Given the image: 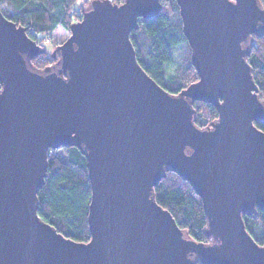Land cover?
I'll return each mask as SVG.
<instances>
[{"label":"water","instance_id":"obj_1","mask_svg":"<svg viewBox=\"0 0 264 264\" xmlns=\"http://www.w3.org/2000/svg\"><path fill=\"white\" fill-rule=\"evenodd\" d=\"M198 79L168 92L138 63L130 33L159 0H90L54 66L0 10V264H264L243 214L264 210V101L246 60L264 34L258 0H175ZM194 101L218 116L194 121ZM76 146L90 183L86 242L37 212L49 149ZM165 170L200 197L210 242L196 241L151 192Z\"/></svg>","mask_w":264,"mask_h":264},{"label":"trees","instance_id":"obj_2","mask_svg":"<svg viewBox=\"0 0 264 264\" xmlns=\"http://www.w3.org/2000/svg\"><path fill=\"white\" fill-rule=\"evenodd\" d=\"M121 3L123 0H111ZM161 9L156 15L138 19V27L130 33L138 63L146 73L168 92L178 94L198 79L190 61V47L182 32L179 7L175 0H159ZM264 8V0H258ZM90 0H0V10L16 25L26 27L27 35L34 39L42 51L31 58L30 66L42 70L54 66L59 60L56 46L70 34V25L79 20ZM54 44L47 49L45 43ZM246 60L264 101V34H252L247 43ZM175 53L178 62L169 68ZM194 121L205 127L217 116L215 107L207 102L194 101ZM264 131V118L254 121ZM152 196L167 209L177 225L196 241L209 243L202 201L193 187L180 174L165 170L153 186ZM90 183L85 155L74 145L49 149L44 183L38 189L37 212L41 219L53 225L65 237L86 242L90 239L87 222ZM247 231L259 243H264V210L256 207L243 214ZM195 264H203L198 257Z\"/></svg>","mask_w":264,"mask_h":264},{"label":"rangeland","instance_id":"obj_3","mask_svg":"<svg viewBox=\"0 0 264 264\" xmlns=\"http://www.w3.org/2000/svg\"><path fill=\"white\" fill-rule=\"evenodd\" d=\"M45 47L49 50V49H51L52 50V48H54V44H52V43H45ZM178 53H175L174 54V56H173V60L169 63V68L172 70V69H174L175 68V66H176V64H177V62H178V59H176V55H177Z\"/></svg>","mask_w":264,"mask_h":264}]
</instances>
